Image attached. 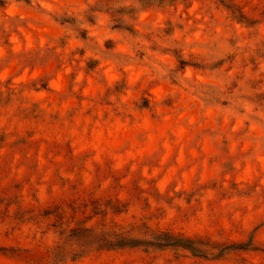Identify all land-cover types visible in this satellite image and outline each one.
Returning <instances> with one entry per match:
<instances>
[{
  "label": "rangeland",
  "instance_id": "1",
  "mask_svg": "<svg viewBox=\"0 0 264 264\" xmlns=\"http://www.w3.org/2000/svg\"><path fill=\"white\" fill-rule=\"evenodd\" d=\"M0 264H264V0H0Z\"/></svg>",
  "mask_w": 264,
  "mask_h": 264
},
{
  "label": "trees",
  "instance_id": "2",
  "mask_svg": "<svg viewBox=\"0 0 264 264\" xmlns=\"http://www.w3.org/2000/svg\"><path fill=\"white\" fill-rule=\"evenodd\" d=\"M181 68L186 65L185 62L180 61ZM68 237H71L76 241V246L81 248H92L96 246V249H112V248H124L128 246H134L136 242L150 243L156 247H179L189 250L198 255H206L213 248L217 249V246L211 245L208 241L203 239H192L189 237H183L174 235L170 232L156 231L152 229H146L140 232V226L132 224L129 228H125L120 225H107L101 224L100 226H83L73 227L69 230ZM77 240L81 244H77ZM65 241L62 244H58L55 247V255L63 256L67 252ZM223 249L219 248L220 253Z\"/></svg>",
  "mask_w": 264,
  "mask_h": 264
}]
</instances>
